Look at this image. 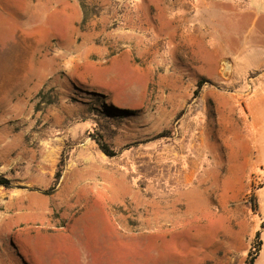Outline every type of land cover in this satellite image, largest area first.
<instances>
[{
  "label": "rangeland",
  "instance_id": "1",
  "mask_svg": "<svg viewBox=\"0 0 264 264\" xmlns=\"http://www.w3.org/2000/svg\"><path fill=\"white\" fill-rule=\"evenodd\" d=\"M210 1L0 0V264L246 263L259 68Z\"/></svg>",
  "mask_w": 264,
  "mask_h": 264
},
{
  "label": "crops",
  "instance_id": "2",
  "mask_svg": "<svg viewBox=\"0 0 264 264\" xmlns=\"http://www.w3.org/2000/svg\"><path fill=\"white\" fill-rule=\"evenodd\" d=\"M210 5L213 22L221 21L225 15H234L239 21L252 20V25L244 36L243 56L252 68H259V71L250 72L255 73L250 79L254 88L244 97L248 124L244 130L242 152L249 166V176L262 182L255 193L257 210L261 213L264 210V0H211ZM258 22H261V27L255 31L253 26ZM229 62L236 69L235 62L230 59ZM261 224L264 226V222ZM262 226V249L259 255L264 252Z\"/></svg>",
  "mask_w": 264,
  "mask_h": 264
},
{
  "label": "trees",
  "instance_id": "3",
  "mask_svg": "<svg viewBox=\"0 0 264 264\" xmlns=\"http://www.w3.org/2000/svg\"><path fill=\"white\" fill-rule=\"evenodd\" d=\"M203 85H204L203 81L199 82V84L197 86V90L194 93L195 96H197L199 94ZM98 143H99L102 151L106 155H108L110 157H114L117 155V153L110 150L107 145L100 143V142H98ZM60 167H61V165H60ZM56 178H58V179L61 178V171H58ZM11 185H12V183L9 179L0 176V187H4V188L9 189V188H11ZM263 227L264 226H262V228ZM261 249H262L261 232H258L255 236V240H254V243L252 244V248H251V251L249 253L248 260L246 261L245 264H255L259 254H260Z\"/></svg>",
  "mask_w": 264,
  "mask_h": 264
}]
</instances>
